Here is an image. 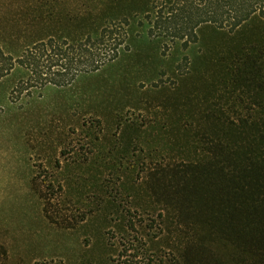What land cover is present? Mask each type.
Segmentation results:
<instances>
[{"label":"trees","instance_id":"obj_1","mask_svg":"<svg viewBox=\"0 0 264 264\" xmlns=\"http://www.w3.org/2000/svg\"><path fill=\"white\" fill-rule=\"evenodd\" d=\"M199 2L17 0L4 5L0 134L28 122L47 89L69 91L76 81L119 63L131 53L134 36L163 43L176 55L195 53L203 29L239 39L264 26V0ZM184 60L192 66L190 57ZM55 62L62 63V73L48 78L46 69ZM222 63L213 96L177 100L179 108L191 109L179 117L191 135L188 145L164 141L157 150L147 145L133 152L132 169L141 168V181L161 206L157 217L171 252L161 264H264V37L238 44ZM245 104L260 109H238ZM98 141L91 139L93 148ZM175 147L176 156L171 155ZM138 151L145 161L138 160ZM127 197L134 203L131 194ZM7 261V248L0 244V264Z\"/></svg>","mask_w":264,"mask_h":264},{"label":"rangeland","instance_id":"obj_2","mask_svg":"<svg viewBox=\"0 0 264 264\" xmlns=\"http://www.w3.org/2000/svg\"><path fill=\"white\" fill-rule=\"evenodd\" d=\"M16 1L0 0V12ZM199 34L195 53L176 55L163 43L134 36L131 53L119 63L69 91L47 89L28 122L3 130L0 244L7 264H161L169 257L157 217L161 206L141 181V168L132 169L133 152L147 145L157 150L164 141L188 145L191 135L179 117L191 109L179 108L177 100L213 96L223 59L238 44L264 37V26L239 39L209 29ZM60 65L47 67L48 78L62 73ZM178 152L175 147L171 155ZM137 158L145 161L144 152Z\"/></svg>","mask_w":264,"mask_h":264}]
</instances>
